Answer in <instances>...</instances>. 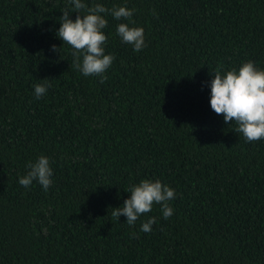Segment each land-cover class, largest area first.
I'll return each instance as SVG.
<instances>
[{
	"label": "trees",
	"instance_id": "1",
	"mask_svg": "<svg viewBox=\"0 0 264 264\" xmlns=\"http://www.w3.org/2000/svg\"><path fill=\"white\" fill-rule=\"evenodd\" d=\"M83 2L135 9L144 29L135 52L105 17L103 83L57 37L68 0H0V264H264V139L209 105L218 69L264 70V0ZM41 155L52 185L26 189ZM144 179L175 190L173 215L154 204L129 226L112 209Z\"/></svg>",
	"mask_w": 264,
	"mask_h": 264
},
{
	"label": "clouds",
	"instance_id": "2",
	"mask_svg": "<svg viewBox=\"0 0 264 264\" xmlns=\"http://www.w3.org/2000/svg\"><path fill=\"white\" fill-rule=\"evenodd\" d=\"M73 7L65 9L60 16L61 22L57 37L71 47L73 57L72 67L83 76H100L101 83L107 77L103 74L113 63L114 56L105 54L104 45L107 41L103 29L107 27V19L110 14L121 22L116 26V34L124 44L131 45L135 52H140L146 47L144 29L133 27L132 17L135 9L125 6L106 8L100 3H94L89 7L83 0H68ZM75 13V20L69 17ZM80 13H83L81 15ZM155 15V12L153 11ZM52 51L59 52L55 45ZM43 83L34 85V94L37 99L46 94L51 84L50 80H42ZM211 110L223 117L225 124L234 122L236 131L242 134L246 142H255L264 139V70H260L256 64L249 60L242 63L238 71L228 70L221 74L217 70L210 82ZM26 175L19 179V184L29 188L33 181L37 182L44 191L52 185V169L47 157L41 155L35 162L26 164ZM128 199L123 205L112 209V216L126 217L129 226L134 225L138 218L152 211L154 204L161 206L164 219L173 215V209L169 201L175 198V190L164 185L160 180H141L138 184L128 189ZM155 218H150L142 223L141 231L149 233Z\"/></svg>",
	"mask_w": 264,
	"mask_h": 264
}]
</instances>
